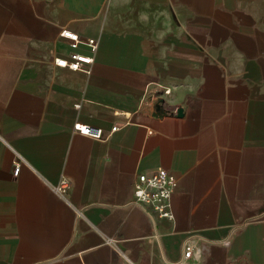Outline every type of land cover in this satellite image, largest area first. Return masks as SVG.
Returning <instances> with one entry per match:
<instances>
[{
	"label": "crops",
	"instance_id": "crops-1",
	"mask_svg": "<svg viewBox=\"0 0 264 264\" xmlns=\"http://www.w3.org/2000/svg\"><path fill=\"white\" fill-rule=\"evenodd\" d=\"M0 264H264V0H0Z\"/></svg>",
	"mask_w": 264,
	"mask_h": 264
},
{
	"label": "built area",
	"instance_id": "built-area-1",
	"mask_svg": "<svg viewBox=\"0 0 264 264\" xmlns=\"http://www.w3.org/2000/svg\"><path fill=\"white\" fill-rule=\"evenodd\" d=\"M60 35L65 37L72 50L67 57H56L55 63L68 67L70 69H81L92 60V56L76 51L80 43H84L94 51L96 41L93 38L82 39L79 34L71 30H62ZM117 126H112L111 131L115 130ZM73 130L75 132L84 134L93 139H103L106 137L103 129L99 126L86 124L81 121L73 123ZM18 171V166L15 167L14 172ZM176 185V178L166 169L158 167L150 172H140L137 174L133 182V199L132 203L146 212L155 214L158 217L173 219V213L170 208V196L172 190ZM69 187V180L61 178L55 185L54 191L62 198H66V193ZM108 242L112 239L108 238ZM199 248L193 244L190 239L184 242V257L196 255Z\"/></svg>",
	"mask_w": 264,
	"mask_h": 264
},
{
	"label": "water",
	"instance_id": "water-1",
	"mask_svg": "<svg viewBox=\"0 0 264 264\" xmlns=\"http://www.w3.org/2000/svg\"><path fill=\"white\" fill-rule=\"evenodd\" d=\"M177 113L178 114H181L182 113V109L181 108H178Z\"/></svg>",
	"mask_w": 264,
	"mask_h": 264
}]
</instances>
